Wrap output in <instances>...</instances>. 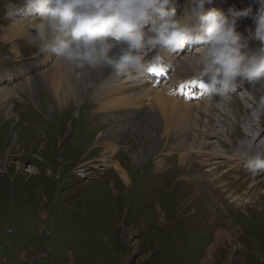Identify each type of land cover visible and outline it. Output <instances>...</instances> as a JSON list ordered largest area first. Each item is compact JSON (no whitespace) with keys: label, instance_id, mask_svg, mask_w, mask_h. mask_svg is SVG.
<instances>
[{"label":"rangeland","instance_id":"374dc122","mask_svg":"<svg viewBox=\"0 0 264 264\" xmlns=\"http://www.w3.org/2000/svg\"><path fill=\"white\" fill-rule=\"evenodd\" d=\"M10 2L22 0H0V264H264V172L253 175L235 156L236 142L252 131L241 119L243 136L230 139L222 119L230 118L228 98H207L198 82L172 84V98L193 110L176 115L174 133L166 126L170 107L162 111L150 96L170 91L167 75L177 66L142 80L156 91L143 105L120 101L143 82L111 70L65 101L54 95L58 57L38 56L28 37L14 45L1 39ZM249 5L255 14L254 0H212L205 8L227 14ZM185 7L177 0V18ZM254 27L241 18L237 30ZM189 50L164 51L175 62L189 60ZM235 93L260 135L248 142L264 146V115L254 111L264 88L245 82ZM204 102L218 108L213 120L199 112ZM43 251L48 256L36 259Z\"/></svg>","mask_w":264,"mask_h":264},{"label":"clouds","instance_id":"9594fccd","mask_svg":"<svg viewBox=\"0 0 264 264\" xmlns=\"http://www.w3.org/2000/svg\"><path fill=\"white\" fill-rule=\"evenodd\" d=\"M211 2L186 0L177 18V0H22L20 6L10 2L5 16L23 11L34 19L40 53L77 69L110 68L117 76L142 78L160 62L159 53L197 44L188 61L191 79L207 98H226L241 82L264 88V0H254L255 14L251 5L230 7L227 14L206 9ZM247 17L255 27L244 35L237 26ZM251 42L260 47L250 48ZM254 111L264 115V96ZM234 151L253 175L264 172V146L239 139Z\"/></svg>","mask_w":264,"mask_h":264},{"label":"bare ground","instance_id":"6f19581e","mask_svg":"<svg viewBox=\"0 0 264 264\" xmlns=\"http://www.w3.org/2000/svg\"><path fill=\"white\" fill-rule=\"evenodd\" d=\"M217 4L219 5L218 7L222 6L220 3H217ZM35 23H36V21L34 19L33 20H29L27 18V16L24 15L23 11L17 13L16 16L13 17V18H6V27L2 30L3 33L1 35V39L3 41L8 42V43L10 42V43H12L14 45L15 43H18L20 38H27L28 37L30 39V41H31L30 43L33 44V46L35 47V51L34 52L37 53L38 56H42L43 53H40V51H39L40 42L35 37V30H34V27H33ZM113 52L118 54L119 53V48L114 49ZM50 55L52 56L53 54H45L44 56H45V58H47ZM166 55H167V52L163 51L162 54H161L160 63L156 64L155 67H157L158 69H162L163 70L162 73L159 72V71L156 72L157 76H160L162 74L164 76H166V74H167L166 70L174 69L177 66L175 68L176 70L172 73V75H170L171 77L169 75H167V77H168L167 81L169 82L168 84H170L168 86L169 87L168 90H170V91L168 93H165L163 91H161V93L154 91L153 88H152L153 84H151V82L148 84L147 82L144 83L142 81L143 79H146L148 77L145 74L142 78H136L137 81H135V83L141 82V81L143 82V84L141 85V90H140V88H136V89H132L131 88V91L128 90L125 93L121 92V96H125V95L126 96H125L124 99H121L120 101H122V102L125 101L126 103L129 102L131 104H136V106L137 105H143V103H142L143 97L147 96V95H150V92H153V91H154V93L156 92L154 95H151L150 98H152V99H154V100L159 102V104L162 106V111H165V110H167V108L170 107L169 124L166 125V126L171 130L170 132H173V128H175L174 131L175 130L178 131V127H179V121L176 119V115H178V116L182 115L183 116L184 114H186L187 115L186 117L188 118L190 116V114L193 113L192 112L193 110L190 111L191 107H189L188 104H185L184 102H180V100L179 101L178 100H174L172 98L174 93H173V91H171V89H172L171 85L172 84L173 85L176 84V85L180 86L179 88H181L182 86H185V89H186L188 85L193 84V83H191V81H192L191 77L192 76H188V73L191 72L192 69H191V66H190V64L188 62L189 60H187V61L181 60V61H175L174 62V61H170L169 59H167ZM162 58H164V61H165V64H166L165 67L161 63L162 62ZM56 60H57V62H56L57 66L55 67V70H54V73H55L54 77H56L59 81H57L55 83V85L57 86V89H56L57 93H54V95H56L57 97L65 100V101H66V97H72L75 94L76 95L79 94V92L81 90H84V89L86 90L87 87H88V82L90 80L95 81V79H98V77L100 75L105 74V73H107L108 71L111 70L110 68H104V69L96 68V69H92V68H86V67L77 69L75 67L69 66L65 61L61 60L60 58H58ZM31 69H32V67H31ZM25 70H27V69H25ZM100 73H102V74H100ZM112 73L115 74L114 71H111L110 74H112ZM76 74H78L79 76L76 79L77 82H74L72 80H74L76 78V76H75ZM154 74L155 73H152L153 76H154ZM115 76H117V75L115 74ZM117 77L120 78V79L122 78L121 76H117ZM43 79L46 82L51 83L50 86H53V81L52 80H50V81L48 80L49 77H47V78L43 77ZM128 79H132V78H128ZM154 79H156V78H154ZM154 79H153V81H154ZM65 80L70 83V86L69 85H64V81ZM167 81H166V83H167ZM240 84L245 85V82H241ZM26 86H27V84H26ZM66 90H67V92H66ZM31 92H32V90H30V93ZM0 93H1L0 94L1 97L5 96V94H6L3 89H0ZM233 94H235V95H233ZM103 96H105V95H103ZM79 97H81V96H79ZM227 98H228V100L227 99L226 100L228 102L229 112H228V114L226 116L228 117V115H229L230 118L229 119L228 118L227 119L222 118V119H224L226 121V124L231 125V127H228L229 129H227L231 133L230 139L232 138L231 140L237 141V137L238 136L239 137L243 136L244 132L242 131V129L240 127V121H241V119H245V122H247V127L252 131L251 137L247 138V141H251V140H254L255 142L258 141L260 139V135H258V132H253V131H257V129L256 128L254 129V127H253L254 123L252 122V120H250V115H249L248 108L243 103L242 98L239 97L238 95H236L235 92L231 93ZM115 99H120V98L118 96L117 97H112L111 96L109 100L114 101ZM204 104H205V102L203 104H201V105L203 106ZM201 105H199V107H198L199 112L205 114L206 110H209L208 113L206 114L208 116V121L213 120L214 116L212 114V110L218 109L216 107V105L213 104L210 107H208V105H204L203 108H201L202 107ZM190 106H191V104H190ZM179 108H182L183 110L179 109ZM136 113H138V112H136ZM152 114H154V113H152ZM196 114H197V112H196ZM128 116H131V115H128ZM128 116L123 117V119L125 121L129 120V118H127ZM186 131H187V127H186V130L184 132H186ZM218 134H221V132H219ZM198 137L199 136H197L196 139ZM220 138H221V144L223 145V147L227 148L228 146H226V143L228 141L222 135H221ZM203 139L204 138H201L202 142H203ZM194 144H196V143L194 142ZM211 145H213V144H211ZM196 146L199 148L198 145H196ZM207 146L210 147L209 145H207ZM188 151L189 150H186V152H188ZM208 151H212L213 152L212 154H215V153L216 154H220V152L219 153L215 152V150L213 151V149H211V150L209 149ZM224 156H226V155L224 154ZM181 159L183 161V157H181ZM122 175L124 177H126V174L124 173V171H122Z\"/></svg>","mask_w":264,"mask_h":264},{"label":"built area","instance_id":"2783aa9c","mask_svg":"<svg viewBox=\"0 0 264 264\" xmlns=\"http://www.w3.org/2000/svg\"><path fill=\"white\" fill-rule=\"evenodd\" d=\"M34 255L36 259H43L48 256V253L46 251H43V252H36Z\"/></svg>","mask_w":264,"mask_h":264},{"label":"snow or ice","instance_id":"6c2138e0","mask_svg":"<svg viewBox=\"0 0 264 264\" xmlns=\"http://www.w3.org/2000/svg\"><path fill=\"white\" fill-rule=\"evenodd\" d=\"M158 71L162 73L163 70H162V69H158L157 67H153V68L151 69V72H152V73H156V72H158ZM191 83H194V84H195V83H197V82H196V81H191ZM182 87H183V86H182ZM199 87H202V85H199Z\"/></svg>","mask_w":264,"mask_h":264},{"label":"crops","instance_id":"0c3cea01","mask_svg":"<svg viewBox=\"0 0 264 264\" xmlns=\"http://www.w3.org/2000/svg\"><path fill=\"white\" fill-rule=\"evenodd\" d=\"M2 246V245H1Z\"/></svg>","mask_w":264,"mask_h":264}]
</instances>
